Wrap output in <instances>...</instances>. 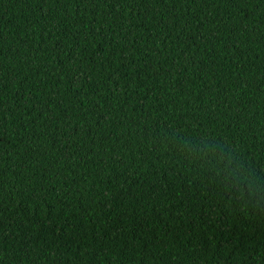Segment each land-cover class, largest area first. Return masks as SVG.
<instances>
[{
	"label": "trees",
	"instance_id": "1",
	"mask_svg": "<svg viewBox=\"0 0 264 264\" xmlns=\"http://www.w3.org/2000/svg\"><path fill=\"white\" fill-rule=\"evenodd\" d=\"M0 264H264V0H0Z\"/></svg>",
	"mask_w": 264,
	"mask_h": 264
}]
</instances>
